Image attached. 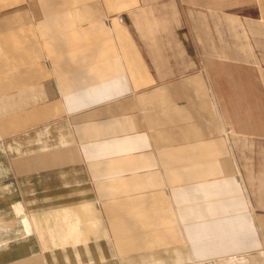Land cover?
I'll use <instances>...</instances> for the list:
<instances>
[{
  "label": "crops",
  "instance_id": "obj_1",
  "mask_svg": "<svg viewBox=\"0 0 264 264\" xmlns=\"http://www.w3.org/2000/svg\"><path fill=\"white\" fill-rule=\"evenodd\" d=\"M191 1L0 0V264L264 256Z\"/></svg>",
  "mask_w": 264,
  "mask_h": 264
},
{
  "label": "rangeland",
  "instance_id": "obj_2",
  "mask_svg": "<svg viewBox=\"0 0 264 264\" xmlns=\"http://www.w3.org/2000/svg\"><path fill=\"white\" fill-rule=\"evenodd\" d=\"M257 3L264 9V0L191 1L185 6V26L195 31L187 34L189 41H200L196 55L231 144L238 175L251 202L264 208V15L247 19L252 17L246 7ZM238 263L264 264V256Z\"/></svg>",
  "mask_w": 264,
  "mask_h": 264
},
{
  "label": "built area",
  "instance_id": "obj_3",
  "mask_svg": "<svg viewBox=\"0 0 264 264\" xmlns=\"http://www.w3.org/2000/svg\"><path fill=\"white\" fill-rule=\"evenodd\" d=\"M192 264H222L219 260H208L200 263H192Z\"/></svg>",
  "mask_w": 264,
  "mask_h": 264
}]
</instances>
